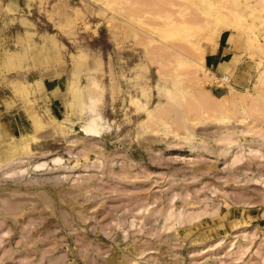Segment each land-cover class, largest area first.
Wrapping results in <instances>:
<instances>
[{"label":"rangeland","instance_id":"obj_1","mask_svg":"<svg viewBox=\"0 0 264 264\" xmlns=\"http://www.w3.org/2000/svg\"><path fill=\"white\" fill-rule=\"evenodd\" d=\"M0 264H264V0H0Z\"/></svg>","mask_w":264,"mask_h":264},{"label":"crops","instance_id":"obj_2","mask_svg":"<svg viewBox=\"0 0 264 264\" xmlns=\"http://www.w3.org/2000/svg\"><path fill=\"white\" fill-rule=\"evenodd\" d=\"M223 55V51L218 49V53L216 55H212L210 54L209 59L207 60V64L210 65L212 68H214L215 73H220L219 71V66L221 64V60H222V56ZM24 117L19 116H12V119L15 121V124H18V121L22 122L23 119H27L25 117V115H23ZM28 120V119H27ZM19 129V126H18Z\"/></svg>","mask_w":264,"mask_h":264},{"label":"built area","instance_id":"obj_3","mask_svg":"<svg viewBox=\"0 0 264 264\" xmlns=\"http://www.w3.org/2000/svg\"><path fill=\"white\" fill-rule=\"evenodd\" d=\"M210 77L215 81L216 87L225 86L231 82V77L228 74L219 75L215 72H210Z\"/></svg>","mask_w":264,"mask_h":264}]
</instances>
